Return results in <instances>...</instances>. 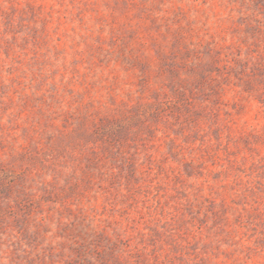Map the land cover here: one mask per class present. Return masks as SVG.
Returning <instances> with one entry per match:
<instances>
[{
  "label": "rangeland",
  "instance_id": "1",
  "mask_svg": "<svg viewBox=\"0 0 264 264\" xmlns=\"http://www.w3.org/2000/svg\"><path fill=\"white\" fill-rule=\"evenodd\" d=\"M0 264H264V0H0Z\"/></svg>",
  "mask_w": 264,
  "mask_h": 264
}]
</instances>
